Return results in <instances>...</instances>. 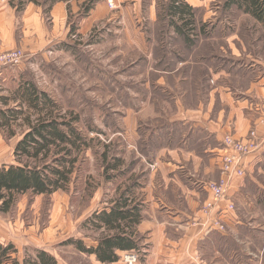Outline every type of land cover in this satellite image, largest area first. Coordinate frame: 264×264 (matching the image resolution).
<instances>
[{"label":"rangeland","instance_id":"obj_1","mask_svg":"<svg viewBox=\"0 0 264 264\" xmlns=\"http://www.w3.org/2000/svg\"><path fill=\"white\" fill-rule=\"evenodd\" d=\"M109 1L95 2L94 6L106 2L109 18L101 14L92 24L88 19L92 9L86 12L91 0H58L51 6L33 4L41 10L45 30L50 35L43 34L41 24L29 27L21 20L30 4L22 11L15 10L17 23L14 29L18 44L0 52V55L14 51L25 54L20 65L0 68V71L4 69L0 74V97L13 98V91L22 83L32 82L60 106V115L66 114L67 120L74 116L70 112L80 116L78 127L89 140L86 149L77 156V170L67 190H59L51 196L20 194L9 212L0 209V243H14L20 259L26 250L43 249L54 255L60 264H101L96 256L80 252L71 241H82L88 248L96 247L97 240L107 232L98 230L91 223L86 224L87 220L93 213L111 208L129 188H135L138 202L145 207L143 221L138 226L141 250L118 252L120 260L116 264H126L124 256L131 252L138 255L137 264H155L153 256L162 255L163 250L169 258L179 251L186 254L192 248L193 236L203 226L208 229V234L216 228L210 221L204 223L203 219L193 221L190 226L188 220L180 218L182 225L179 227L169 225L161 217L160 220L151 217V212H158L153 205L158 203L163 208L162 202L177 205L191 214L192 197L187 195L188 186L172 181L174 173L169 171L175 169L179 178L189 186L192 178L207 181L204 187L211 193L212 200L201 196L197 201L201 204L197 213H202L204 219L215 210L210 204L224 200L228 193L216 198L211 186L216 191L228 186L230 189L236 179L246 177L245 171L241 175L237 169L238 173L233 176L225 171L224 156L235 154L224 144L217 163L219 178L208 172L207 175L204 161L200 159L197 167L190 161L182 162L184 166L175 163L177 160H173L168 151L177 152L192 134L185 131L186 128L173 131L163 126L178 115L177 99L182 102L186 113L202 106L203 111L208 112L212 93L216 102L211 117L216 118L223 108L218 104L215 89L225 83L232 90L237 87L240 91L245 89L251 81V70L247 67L251 58L263 65L259 74H264V31L261 26L235 9L227 11L224 7L226 0H209L210 5L205 6L211 16L205 22L207 28L199 34L205 23L198 22V37L193 36L195 44L189 48L170 24L169 0H127L125 4L121 2L120 7L115 3L111 7ZM9 6L16 9L11 0H5L1 11ZM59 6H65L63 10L67 14L61 20L57 11ZM73 28L75 33H72ZM206 60L210 61L206 64ZM218 64L223 65L221 69H226L228 74L214 82L210 68L217 72L220 70ZM241 65L243 68L239 69ZM7 108L20 109L14 102ZM263 121L264 117L259 123ZM21 122L7 129L0 128V168L19 164L14 155L15 148L30 130ZM233 123L228 122L232 132L226 137L236 141L248 142L251 132H256L251 130L246 138L237 139L233 135ZM164 143H172L171 149L164 151ZM196 149V155H203ZM104 153L112 164L119 159L117 169L108 173L112 178L105 174ZM52 158L51 164L56 165ZM172 164L183 168L178 170ZM228 202L229 210H235V202ZM252 217H244L250 224L246 232H255L259 236L263 250V231L256 230L264 228V222L257 223L255 216ZM195 218L199 220L197 215ZM213 235L214 250L207 248L205 243L197 250L203 264H221L217 250L220 234ZM237 238L247 258L258 253L246 238ZM189 240L191 247L186 249ZM228 242L235 247V241L228 239ZM233 252L236 255L235 248Z\"/></svg>","mask_w":264,"mask_h":264},{"label":"crops","instance_id":"obj_2","mask_svg":"<svg viewBox=\"0 0 264 264\" xmlns=\"http://www.w3.org/2000/svg\"><path fill=\"white\" fill-rule=\"evenodd\" d=\"M113 1L116 6L118 5V7H120L121 2L124 4L127 2V0ZM4 2L5 0L0 1V52L5 49L15 48L18 44L14 29L15 22L17 23V9H12V7L9 6V8L6 10L1 11L2 4ZM185 2L196 10L198 22L205 23L210 19V13L205 8V6L208 7L210 5L211 2L209 0H185ZM105 5H107L106 2H104V4L101 6L95 5L93 7L88 18L91 24L97 21L101 14H104V17L108 16L109 18V11L107 10L109 8H106L108 6ZM63 9L65 10V6H59L57 10L59 12L58 16L60 20L65 15H67ZM202 11H205L204 14H202ZM62 13L63 16H61ZM56 16L57 15L54 14V17ZM21 20H23V23L29 27H36L37 25L41 24L43 34L47 33V35H50V32L45 30L41 10L37 6L33 5V3H30V5L27 7V10L25 11V14ZM219 24H221V21ZM176 35L181 37L178 34ZM188 47L190 48L192 46ZM250 60L251 64L247 67L251 70V81L247 83L245 89L240 91L239 87H237V90H232L228 87V85H226V83L225 85L219 86L217 89H215L214 92L217 94L218 104L223 108V110L217 113L216 118L213 119L211 117L216 102V97L212 93L209 101L210 107L207 109L209 110L208 112L203 111L202 106L198 110L193 109L192 111H188V113H186L182 102L180 99H177L176 105L180 110L178 115L168 120V122L163 126L173 129V131L186 128L185 131L188 130V132L192 134L191 138H189V141H185V144L182 146V148L179 147L177 152H174V150L168 151L171 149L172 143H164L163 150L168 151L169 156H171L172 159L174 158L177 160L175 163L178 162V164L184 166L182 162L190 161L197 167V162L200 159V161H204L205 173L207 175L211 174L212 177L216 178L220 177L217 163L223 154L224 140L226 135L232 132L228 126L229 121H232L234 122L233 124H235V133H233V135L237 139L246 138L251 130L256 131L260 141V147L256 153L249 155L244 160L245 172H247L246 177L239 178L234 181V184L230 187L226 198L222 201L216 202L214 204L215 210L212 211L210 216L206 217L205 219L202 213H197V210L201 205L200 202L198 203L197 201L201 196L209 197V201L212 200L211 193L204 187L207 181L205 182L200 179L192 178L189 181V184L191 183L189 186L179 178V175H177L175 169L169 171L170 173H174L172 181L178 184L181 183L182 186H188V188H186L188 189L187 195L188 197H192V207L190 208L191 214H188L177 205H170L168 203L164 204V202H162L163 208H161L160 204L158 203L153 205L158 208V212H151V217L155 218L156 220H160L159 217H161L163 218V221L169 225H179V227L182 225V222H179L180 218L183 220H188L187 223L190 222V226L193 221L197 222L203 219V222L205 223L208 221L217 220L221 222V224L225 225L226 231L223 232L215 229V231H212V233L208 234V229L205 230L203 226V228L199 230L198 234L193 236L192 248L188 249L186 254L183 251H179L177 255L169 258L168 253L164 252L163 250L162 255L153 256L155 259V264H203L202 260L197 254V250L203 243H205V246L210 250H214L216 248V243L213 242L215 238L213 233L215 234V232H219L220 234L216 235H218L220 238V241L217 242V244H219L217 245V250L220 252L219 261L221 264H264V248L262 250V244L258 241L259 236L257 237L255 232H253V234L251 232H246L249 230L250 224L244 218L245 215H252L253 217L255 216L254 219L257 221V223L264 222V182L262 181L264 178V121L259 123V120L264 117V74H259L261 71L260 68L263 67V65L257 59L251 58ZM209 61L210 60H206L204 62L206 63ZM218 65L220 70L217 72L210 68V73L213 75L214 82L220 81L222 75L227 77L228 74L226 69H221L223 65ZM209 66L210 65H208V67ZM240 68H243V66L239 67V69ZM239 69H237V71ZM246 72L250 74L248 70ZM224 107L227 108L228 113ZM196 148L202 151L203 155H196ZM168 164L171 163H165V165ZM173 166L178 170L183 168L179 166L177 167L176 164ZM228 200L235 202V210H229L228 205H230V203ZM196 215L199 220H195ZM189 231L193 230L190 229ZM256 231H263L264 234V228ZM203 235L205 237H203ZM238 236L240 238H246L250 244L254 245V247L258 249V253L260 255H257L258 253H256L253 254L252 257L250 256V258H247L245 251L242 250L238 245ZM228 239L235 241V247L232 243L230 244L228 242ZM189 246L191 247V240L188 241L186 249ZM233 247L235 248L236 255H234ZM237 248L239 250H237ZM164 249L167 250L166 248ZM166 259L167 263L164 262Z\"/></svg>","mask_w":264,"mask_h":264},{"label":"trees","instance_id":"obj_3","mask_svg":"<svg viewBox=\"0 0 264 264\" xmlns=\"http://www.w3.org/2000/svg\"><path fill=\"white\" fill-rule=\"evenodd\" d=\"M42 1L41 3L38 0H11V4L22 11L30 3L51 6L58 0ZM96 1L91 0L92 4L90 2L86 12L93 9ZM167 4L171 26L174 27L176 34L184 38L187 46H192L195 44L193 36L198 37L196 10L185 0H169ZM224 7L227 11L235 9L252 18L264 31V0H226ZM215 24L217 27V23ZM205 28L206 23L199 29V34L204 32ZM75 32L76 29L73 28L72 33ZM214 34L215 32L212 36ZM13 95V98L0 97L3 106L0 109V128H10L21 120L23 125L30 127V130L15 148L14 155L19 164L0 168V209L3 212L11 210L16 197L20 194L51 196L59 190H67L77 170V156L89 143L88 137L84 136L78 127L80 116L70 112L74 116L67 120L66 114L60 115L62 111L60 106L40 91L34 83H22L20 88L13 91ZM11 102L16 103L20 109L7 108ZM50 158L56 165L51 164ZM102 158L106 177L112 178L113 176L108 173L117 169L119 159L112 164L108 162L106 153ZM144 210L145 207L138 202L135 188H129L127 193L119 196L111 208L93 213L87 220L86 224L91 223L98 230L107 232V235L97 240L96 247L88 248L82 241L73 240L71 243L80 252L96 256L101 264H116L120 260L118 252L141 250L138 226L143 221ZM19 254L14 243L7 245L0 243V264H60L54 255L43 249H34L31 252L26 250L23 259L19 258Z\"/></svg>","mask_w":264,"mask_h":264},{"label":"built area","instance_id":"obj_4","mask_svg":"<svg viewBox=\"0 0 264 264\" xmlns=\"http://www.w3.org/2000/svg\"><path fill=\"white\" fill-rule=\"evenodd\" d=\"M109 4L111 7H114V1H109ZM25 55L22 51H14L11 54H6V55H0V68L1 67H7V66H18L22 63ZM257 133L256 132H251V137L248 142L244 141H236L232 137H226L224 140V145L226 148H228L230 151H233L235 155L233 156H224L223 162H224V167L225 171H227L231 176L234 174H237V169L239 170V173L242 175L244 174V159L252 154L255 153L259 150L260 144L257 143ZM229 187V186H228ZM228 187L227 190L224 188L223 190L218 189L216 191L213 186H211V190L216 198L224 195L228 192ZM215 207L214 204H210V207ZM232 208V207H231ZM233 210V208H232ZM210 212V211H209ZM209 214V213H208ZM216 229L219 231H224V226L221 224V222L214 220L210 221ZM124 262L126 264H137L138 262V255L134 252L131 253H126L124 256Z\"/></svg>","mask_w":264,"mask_h":264}]
</instances>
